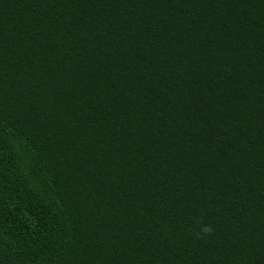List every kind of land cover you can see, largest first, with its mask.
<instances>
[{
    "label": "trees",
    "instance_id": "obj_1",
    "mask_svg": "<svg viewBox=\"0 0 264 264\" xmlns=\"http://www.w3.org/2000/svg\"><path fill=\"white\" fill-rule=\"evenodd\" d=\"M0 264H264V0H0Z\"/></svg>",
    "mask_w": 264,
    "mask_h": 264
},
{
    "label": "clouds",
    "instance_id": "obj_2",
    "mask_svg": "<svg viewBox=\"0 0 264 264\" xmlns=\"http://www.w3.org/2000/svg\"><path fill=\"white\" fill-rule=\"evenodd\" d=\"M203 231H204L205 233H207V232H210V231H211V229H210V228H208V227H204V228H203Z\"/></svg>",
    "mask_w": 264,
    "mask_h": 264
}]
</instances>
